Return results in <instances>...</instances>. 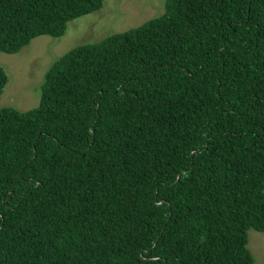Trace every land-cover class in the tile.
Segmentation results:
<instances>
[{
    "label": "trees",
    "instance_id": "obj_1",
    "mask_svg": "<svg viewBox=\"0 0 264 264\" xmlns=\"http://www.w3.org/2000/svg\"><path fill=\"white\" fill-rule=\"evenodd\" d=\"M104 2L0 0V52ZM165 7L58 58L38 106H0V264H256L264 0Z\"/></svg>",
    "mask_w": 264,
    "mask_h": 264
},
{
    "label": "rangeland",
    "instance_id": "obj_2",
    "mask_svg": "<svg viewBox=\"0 0 264 264\" xmlns=\"http://www.w3.org/2000/svg\"><path fill=\"white\" fill-rule=\"evenodd\" d=\"M165 4L166 0H105L101 9L69 21L63 36L41 35L17 53L0 52V67L9 78L0 106L21 111L38 106L45 73L58 58L79 45L98 42L162 15ZM248 233L256 264H264V231L252 228Z\"/></svg>",
    "mask_w": 264,
    "mask_h": 264
}]
</instances>
